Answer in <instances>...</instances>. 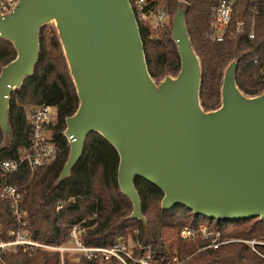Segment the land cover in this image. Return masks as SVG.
<instances>
[{"label":"water","instance_id":"95a60500","mask_svg":"<svg viewBox=\"0 0 264 264\" xmlns=\"http://www.w3.org/2000/svg\"><path fill=\"white\" fill-rule=\"evenodd\" d=\"M185 10V0H177L171 19L179 68L154 79L129 0H18L0 15V38L15 50L0 69V146L12 138L9 96L32 75L39 31L52 23L78 98L65 118L62 134L71 141L56 184L70 175L86 136L97 132L117 152L129 219L145 222L133 182L139 177L162 193V210L181 205L216 221L264 220V89H239L234 57L222 71L218 106L204 109Z\"/></svg>","mask_w":264,"mask_h":264},{"label":"trees","instance_id":"16d2710c","mask_svg":"<svg viewBox=\"0 0 264 264\" xmlns=\"http://www.w3.org/2000/svg\"><path fill=\"white\" fill-rule=\"evenodd\" d=\"M219 1L185 0V24L201 64L200 103L206 110L218 106L222 71L234 57L238 59L235 81L239 89L249 95L264 89L259 74V68L264 66V0H237L228 34L222 41L212 42L206 35L211 9ZM160 2L168 15V23L163 29L138 22L147 69L154 79L167 72L173 74L179 68L176 46L170 39L171 17L177 0ZM239 22L243 23L237 28ZM251 29L252 38L249 37ZM14 57L11 43L0 38V69ZM41 104L55 109L51 142L56 151L52 161L34 171L25 164L15 171H6L0 165V185L17 186L22 192L20 208L32 239L60 245L67 241L69 227L79 224L81 240L87 246H107L131 236L133 241L137 239L143 245L148 244L154 258L175 255L180 264H264V260L243 243L231 242L212 249L205 247V242L200 239L191 240L180 235L183 226L204 225L217 228L226 238L264 239V220L253 217L233 222L216 221L194 216L181 205L162 210V193L139 177L133 182L145 222L129 219L131 202L117 184V152L97 132L86 136L82 154L70 175L56 184L69 152V144L62 134L65 118L75 112L78 98L55 32L44 27L39 31V54L32 75L25 77L21 87L9 96L12 138L8 146H0V161L17 160L28 147L31 131L28 116ZM0 225L2 239L18 228L8 201L1 197ZM62 255L61 263L58 251L18 249L1 254L0 264H118L115 260H88L70 252ZM168 258L164 263L172 264Z\"/></svg>","mask_w":264,"mask_h":264},{"label":"built area","instance_id":"2783aa9c","mask_svg":"<svg viewBox=\"0 0 264 264\" xmlns=\"http://www.w3.org/2000/svg\"><path fill=\"white\" fill-rule=\"evenodd\" d=\"M18 0H0V15L12 9ZM237 0H220L219 3L211 9L209 31L206 37L209 41H222L228 34V29ZM131 9L137 22H146L151 28L157 30L163 29L168 23V15L160 0H129ZM254 11V9H252ZM239 22L237 28L242 25ZM253 25V22L251 23ZM249 37H253L251 29ZM260 79L264 82V66L259 68ZM55 109L52 106L41 104L36 106L28 116L30 124L29 145L22 152L17 160H2L1 167L6 171H15L21 164L28 166L30 171L46 165L52 161L55 155V144L51 142V133ZM71 141V138H65ZM0 197L8 201L12 214L16 217L18 228L7 233V238H1L0 225V255L6 252H15L22 249L28 252H35L39 249L77 253V256H84L88 260L109 261L115 260L118 264H166L164 263L167 256L154 258L150 246L143 245L139 241L131 240L132 246L129 247L124 240H119L107 246H87L81 240L82 227L79 224H73L68 230V239L60 245H51L32 239L29 236L24 220V213L20 208L22 192L17 186L0 185ZM61 208V205H58ZM137 234L138 231H135ZM180 235L186 239H200L205 242V247L216 249L219 246L231 242H240L245 244L252 252L264 260V239H233L223 237L221 232L214 227L199 225L183 226ZM172 264H180L177 256L168 258Z\"/></svg>","mask_w":264,"mask_h":264},{"label":"rangeland","instance_id":"374dc122","mask_svg":"<svg viewBox=\"0 0 264 264\" xmlns=\"http://www.w3.org/2000/svg\"><path fill=\"white\" fill-rule=\"evenodd\" d=\"M171 19H172V17H171ZM43 27L46 29H49L51 31H54L52 23L46 24ZM123 240L129 247L132 246L133 242L131 241L132 240L131 236H128V237L124 238ZM134 240H136V239H134ZM71 255L77 256V253H71ZM166 264H168V263H166Z\"/></svg>","mask_w":264,"mask_h":264}]
</instances>
